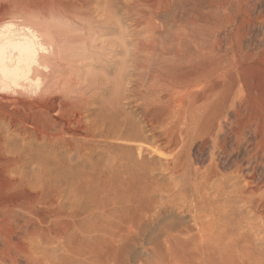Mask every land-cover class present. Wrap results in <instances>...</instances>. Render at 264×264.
<instances>
[{
  "label": "rangeland",
  "instance_id": "374dc122",
  "mask_svg": "<svg viewBox=\"0 0 264 264\" xmlns=\"http://www.w3.org/2000/svg\"><path fill=\"white\" fill-rule=\"evenodd\" d=\"M14 1L0 0V16L3 15L5 18H13L18 15L25 18L30 17L24 11L19 12V9L14 6ZM94 1L88 0L87 8L91 17L99 20L101 13L96 8ZM179 5L185 10L184 12L181 9L177 11L178 18L182 17L183 19H179L176 25L164 22L165 16L163 13L158 14L159 16L156 18L158 21L155 20L154 22L153 19V22L156 23L155 26H159V29L166 30L167 28L168 31L170 29V31H176V33L170 35H162L158 43L163 40V44L167 45L168 43L171 46L170 50L174 51L182 41H190L188 45L190 64H185L184 66L187 65L192 74L190 73V77L183 76L182 81H179L181 83L176 82L174 84V89H172L175 92L174 97L172 96V91H169L159 81L153 82L154 87L149 85L153 92L151 93L150 91V94L148 93L147 95L144 94V91L148 85L145 84L146 87L144 85L141 87V84L135 82L131 71L132 62L130 61L133 57L132 47L135 46L137 40L141 37L139 35L140 32H137L141 27L138 29L139 26H135L133 17L131 18L128 13L121 10L114 9L116 11L111 19L115 14L120 13V15H117L119 20H117L118 17L116 16V23L114 22L115 24L118 23V26H113L114 20H111L112 26L110 24H102V22L99 23L100 26H107L109 30L105 32L97 30L99 34L96 36L94 33L96 43L100 44L103 41L111 46L103 50L101 58L87 59L86 65L82 68L84 73L86 71L94 73L92 75L95 78V86L87 92L84 91L86 90L85 87L75 93V97L82 98L84 103L80 107L79 112L83 115L81 123L82 136L84 137L87 134L88 137H80L76 141H72L69 138L70 136L62 135L61 144L55 142L56 147H53L52 139L50 146L45 150L47 153L45 154V151L40 153L42 159L45 158L42 161L44 162V167L42 166V169H40V166L36 163L33 164L35 173L32 174L34 181L44 183L40 186L44 185L47 187V185L53 184L57 188H62L61 199L56 200L54 197H48L49 199H44L45 201L41 200L35 203V208H38L36 211H39V213L44 210L59 209V219L63 228V236L61 235L63 238L61 240L63 241L60 240L62 244L58 243L57 238L51 244L53 242V238H51L50 244L49 242L47 243V246H50L47 247L45 244L46 247L42 246L44 250H39L45 258H43L44 263L55 264L60 261V264H207V258L205 257L207 254L202 256L197 250H194L192 245L190 246V260L187 258L189 253L183 254L167 250L168 248H165L167 246L161 240L162 238L159 237V241L157 239L158 230L154 229L153 226L150 227V218L155 214V211L159 210L160 206H163L160 209L167 208V206H172L173 209V205L176 203L177 206L175 204L172 210L173 213L175 212V217L172 218L171 215H167L162 218L160 224H168L173 219L185 218L183 220L189 222L188 224L193 228L191 232L195 233V227H199L200 224L203 226L204 223L206 224L203 227L205 225L207 227L213 222L210 220V218L213 219V214H210L207 210L200 214L199 212L202 211L197 209L198 204L202 206V204L208 203V200L212 201L216 196L214 193L217 185L220 184L218 179V181L216 180L217 182L214 181L215 184L213 182L212 184H207L208 186L204 185L203 190L200 188L203 195L200 194L199 187L198 192L200 193H197L194 188L196 185L198 186V182L194 187H191L192 192L194 191L193 196H204L201 199L196 196L187 199L188 202L182 198L172 202L173 204L168 202V200H172L170 196L172 191L170 193L169 191L174 189V182L176 181L173 158L175 160V157L184 155L186 152L187 157L189 156L188 158H190L191 154L196 162L204 164L207 162L210 152L209 142L201 149L198 139L194 141L191 148L190 137L188 141L186 139L184 141L180 140L182 138L181 135H184L182 133L187 129L190 130V118H188L190 116L187 115L185 110L187 107L184 109L186 114L180 110L184 106L178 105L179 100H182L186 105L192 100L193 96L190 99V95L202 94L205 90L219 86L222 90L233 92L234 109L229 110L227 115L232 118V116L234 117L235 109L239 110L242 120L246 124L245 137L247 140L242 142L239 152L234 151V155L230 157L218 156L216 158L221 171L228 168L232 161L236 159L243 166L246 164V157L253 152L250 141L253 137L254 127H258L259 136L264 141V0H180ZM119 26L121 29H119ZM140 39L144 38L141 37ZM113 40H116V44L113 43ZM122 40L125 45L124 48L121 47L120 49V44L118 43ZM118 50L120 51L118 52ZM125 50H128L126 52H130V54H125ZM127 55H131V57H127ZM172 62L173 60H167L165 66L168 64L173 65L174 63L172 64ZM202 65L207 66L206 70ZM201 66L202 68H199ZM184 69L187 68L184 67ZM121 70L123 71L122 76ZM159 78L166 80L163 75ZM184 78L185 81L188 79L187 83ZM151 80L153 79L148 80L147 84L151 83ZM182 83L183 85L180 86ZM140 89H142L141 93ZM64 99H67L66 96ZM169 106H173V109ZM154 108L157 109V113L153 110ZM169 110L171 113L174 110V116ZM166 111H169L168 114H165L167 113ZM178 111L179 115L177 114ZM182 113L186 117L188 116L187 119ZM42 120V118L40 120L35 119L31 120L30 123H25V126H29L27 131H32L33 135L40 137L38 144H43L45 140L47 142V138H50L51 134L54 133L52 127L43 128ZM22 126L23 124L20 125L21 129H23ZM225 128L223 130L224 133L220 137L227 135L226 132L228 131ZM22 133L18 135L17 148H20L21 143L23 141L26 142L27 138H32L33 141H36L34 136L27 137ZM117 136H119L118 139L116 138ZM226 139L225 146H228H226V149L231 151L235 146V139L232 135H228ZM48 151L51 152L49 153ZM54 155L56 158H54ZM50 158L53 159L51 160ZM262 159L264 162V154ZM46 166L48 171L45 169ZM246 169L244 168V173ZM42 170L44 173H41ZM122 170L125 171L122 172ZM263 172V166H257L255 170L256 179ZM119 175L120 178L118 177ZM36 177L42 179L38 180ZM174 178L175 180H173ZM243 183L244 181H241V185ZM228 184L226 183V185ZM40 186L34 184V191L38 192L36 190H39ZM205 188H209V190L207 189L206 191ZM127 190L130 192L127 193ZM129 194L132 195L133 199L129 198ZM205 197H207V201H205ZM218 197V204H223L224 197L220 196L219 199ZM221 197L222 201H220ZM125 200L127 203L124 202ZM121 202L122 204H120ZM166 202L168 203L166 204ZM58 203L60 207H58ZM187 203H191L189 204L190 207ZM119 204L122 205V208H136V212L140 211L138 214L140 213L141 215H139L141 221L139 219L135 224L138 225L140 221L143 227L139 235L141 239L139 236L136 237L137 239H132V237L125 239L128 234L126 231L131 225H129L130 222H127L129 226L125 224L126 228L124 227V230L122 227L123 233L127 234L123 235L124 239L122 238L123 236L118 239L119 241L122 239V244L118 240H113L114 236H117L120 231L117 230L118 227L121 228L115 222L116 217H114L117 213L115 211L120 208ZM216 204L211 203L214 212H216ZM233 204L235 207L242 206L240 201ZM195 205L197 207H194ZM187 206L190 211L186 209ZM130 209L128 211H132V214H134L135 210ZM181 209L188 211L190 215L186 211L184 214ZM194 209H196V215L194 214ZM247 210L248 208L243 212V217L247 216H245L246 219L243 218L242 222L240 221L241 223L239 222L240 224L236 225L235 229L239 231L236 230L235 232L252 235L257 233L258 227L264 223V213L251 215L252 212ZM143 211L146 213L144 214ZM180 212L181 214H179ZM204 213H207L206 216H203ZM54 218L51 216L47 219L53 221ZM194 218L195 220H193ZM200 220L204 223L199 224L198 221L200 222ZM144 221L149 222L145 223ZM191 232L190 234H192ZM148 234L151 237H147ZM263 234L262 232L260 233V235ZM251 235L250 238L252 237V240L256 242L259 237ZM128 237L130 236L128 235ZM154 240L157 241L155 242ZM249 250H247V253H249ZM254 251L250 250V253H255L253 255L254 261L258 260L254 264H264V248L259 251L256 250L257 252ZM235 253L238 254L236 250L227 251L228 260L225 261L224 259L226 258L224 257V259H216L214 263L230 264L231 258L234 259L236 257ZM59 257H61L60 260ZM221 260H223V263Z\"/></svg>",
  "mask_w": 264,
  "mask_h": 264
},
{
  "label": "bare ground",
  "instance_id": "6f19581e",
  "mask_svg": "<svg viewBox=\"0 0 264 264\" xmlns=\"http://www.w3.org/2000/svg\"><path fill=\"white\" fill-rule=\"evenodd\" d=\"M87 2L88 0H15L14 6L19 9L18 11H24L30 17L25 18L18 15L13 18H5L3 15L0 16V264H46V262H43L45 258L39 250H44L43 247L45 244L47 246L48 242L50 244L51 238H53L51 244L54 243L55 238H57L59 244H62L60 240L62 238L61 235L63 236V228L59 219V209L52 211L44 210L39 213V211H36L38 208H35V203L41 200L45 201L44 199H49L48 197H54L56 200L61 199L62 188H57L53 184L47 185L50 190L44 185L40 186L44 183L34 181L32 174L35 173L33 171V164L36 163L42 169L41 167L44 165L42 161L45 158L43 157L44 159H42L40 153L50 146L49 144L52 142V139V145L56 147L55 142L60 143L62 135L70 136L69 138L72 141L83 137V130L81 129L83 115L79 112V109L84 103L82 98L75 97V93L85 87L86 90L84 91L87 92L96 83L92 75L94 73L91 71L84 73L82 68L86 65L87 59L93 60L101 58L103 50L111 46L109 43L103 41L100 44L96 43L94 33L97 36L102 30L103 32L109 30L107 26H100L99 23L102 22V24L111 25V20H114V23L116 20L115 17L120 15V13L115 14L114 19H111V17L116 11L114 9H118L119 11L128 13L131 18L133 17L135 26H139L138 29L141 27V31H136L140 32L139 35L144 39H140L141 37L139 39L137 38V43L132 47L133 57L130 62H132L131 71L135 82L141 84V87L143 85L145 86V84L148 85L145 88L144 94L147 95L148 93L150 94V91L151 93L153 92L151 89V87H154L153 82L159 81L169 91H172L175 86L174 84L182 81L183 76L190 77V68L187 65V67L184 66L185 64H190V51L188 48L190 41H182L176 50H170L171 46L168 43L167 45L165 43L163 44V40L158 43V40L162 35H170L176 33V31H170L171 29L169 27V31L167 28L166 30L160 28V30L159 26H155L156 23H154L159 13H163L165 16L164 22L169 24L176 25L179 19H183L180 16L178 18L177 15L179 9L183 10V12L185 10L179 5L180 0H95V6L101 13L99 20L91 17L87 8ZM30 13L32 14L30 15ZM117 17V20H119V16ZM118 22L121 24L120 21ZM115 23L113 26H118V23ZM119 29H121L120 26ZM97 30L99 31L98 33ZM143 31L145 32L142 33ZM115 42L116 40L113 43ZM118 44H120L119 47L121 49V47L124 48L125 42L122 40ZM126 51L128 50L124 51L125 54H130V52ZM121 52L123 51L121 50ZM129 56L131 57V55ZM129 56L127 55V57ZM106 57L108 58L107 55ZM168 57L170 60H173L172 64H174L165 66L167 60H169ZM202 66L206 70L207 66ZM202 66L199 68H202ZM184 67L187 69H184ZM122 74L123 71L121 70V76ZM161 75L165 76L166 80H162V78L158 79ZM150 79L153 80L147 84V81ZM187 80L185 81L184 78L186 83ZM219 87L205 90L202 94L190 95V99L193 96L192 100L186 105L182 100L178 102L179 106H184L180 110L184 113L186 110L187 115L190 116H187L190 118V130H185L182 133L184 135L180 134L182 136L180 140L184 141L186 139L188 141L190 137L191 148L194 141L198 139L201 149L209 142L210 152L207 158L208 160L204 164L196 162L191 154L190 158H188L189 156L187 157L186 152L184 155L174 156L176 159L174 160L173 158V167L176 177L173 176L176 178V181L174 182V189L169 191V193L172 191L170 195L172 200H168V202L172 203L182 198L188 202L187 199H190V197L197 196L199 198L200 196L198 197V195L193 196L194 191L192 192L191 187H194L198 182V186L196 185L194 188L197 193H200L198 192V187L203 190L204 185L212 184L218 179L220 184H216V192L214 193L216 196L212 201L208 200V203L204 202L205 204H202V206L198 204L197 209L202 211L199 212L200 214L206 210L210 214H213V219L210 218L213 222L210 223L208 221L210 224L207 227L206 225L203 227L206 223L201 222V220L200 222L198 221L199 224H204L203 226L200 224L199 227H195V233L191 232L193 228L188 224L189 222L183 220L185 218L173 219L168 224H160L162 218L167 215H171L172 218L175 217V212L173 213L172 211L177 206L175 203L176 205H173V209L172 206L160 209V207H163L160 206L158 208L159 210L155 211V214L150 218V227L153 226L154 229L156 228L158 230L157 239L159 241V237L162 238L161 240L167 246L165 247L168 248L167 250L183 254L189 253L187 256L188 260H190V246L192 245L194 250H197L202 256L207 254L205 256L207 258V264H215L216 259H224V257L226 258L224 259L225 261L228 260L227 251L230 250H236L238 252V254L235 253L236 257L232 254L235 258H231L232 261L230 260V264H254L255 259L253 255L255 253H250V250L259 251L264 248V234L260 235L261 232L264 233V223L258 227L257 233L252 234L254 237H259L256 242L252 240V237L250 238L251 234L235 232L237 230L235 228L237 224L242 222L243 218L246 219V215L243 217V212L247 208L248 212H252L251 215L264 213V172L258 179H256L255 175L257 166L262 165L264 168L262 159L264 154V141L259 136L258 127H254L253 137L250 141L253 152L246 157V164L243 166L236 159L232 161L228 168H224V171H221V168L219 169L216 158L218 156L230 157L234 155V151L237 152L242 142L247 140L245 137L246 124L242 120L239 110L235 109V114L232 118H229L227 115L229 110L234 109L233 92L222 90ZM139 91L141 93L142 89ZM140 93L139 95L143 97ZM65 96L67 99H64ZM172 96H175L174 91H172ZM169 107L172 108L173 106ZM186 107L187 109H185ZM153 110L157 113L156 108ZM169 111L164 113L168 114ZM173 111L172 113L170 111L172 116H174ZM177 114H180L179 111ZM187 117L185 116L186 119ZM41 118L43 119L41 122L43 128L52 127L54 133L51 134L50 138H47V142L45 140L43 144H38L40 137L38 138L33 135L32 131H27L29 126H25V123H30L31 120L35 119L40 120ZM22 124L23 129L20 128ZM224 127L228 131L226 132L227 135L220 137L224 133ZM21 132L27 137L34 136L36 141H33L32 138H27L28 140L26 142L23 141L21 147L17 148L18 135ZM228 135H232L235 139V146L231 151H227V145L225 146ZM85 136L86 138L88 137L87 134ZM116 138L118 139L119 136ZM46 153L47 151H45ZM54 158H56L55 155ZM244 168H247L245 173L243 172ZM45 169L47 170V166ZM124 171L122 170V172ZM41 173H44L43 170ZM36 176L38 175L36 174ZM124 176L123 178H125ZM118 177L120 178V175ZM118 177L116 178L119 179ZM36 178L38 180L42 179L39 177ZM120 181L122 182V180ZM241 181H244L242 185ZM124 182L123 184H125ZM226 183L229 184L226 185ZM34 184L40 186L39 190H36L38 192L34 191ZM112 186L114 185L112 184ZM53 187L56 188L52 189ZM207 189L209 190V188ZM202 190L200 189V194H202ZM225 190L227 191L225 192ZM128 192L130 191L127 190ZM129 195L130 198L132 195ZM218 196L224 197L223 204H218ZM206 198L205 201H207ZM220 201H222V197ZM237 201H240L242 206L235 207L233 203ZM124 202L127 203L126 200ZM212 202L217 203L215 205L216 212H214L211 206ZM128 203L131 205L130 202ZM187 204L189 205L191 203ZM121 206L115 211L117 213L114 216L116 217L115 222L121 227L117 229L120 230L119 233L116 231L118 235H113V240L115 239V241L127 233L125 239L131 237L134 239L140 235L143 229L140 224L141 219L139 218L141 215L140 213L138 214L140 211L136 212V208H133L135 213L132 214V211H128L130 208L126 209ZM58 207H60L59 203ZM189 207L187 206L186 209L188 210ZM194 207L197 206L195 205ZM185 211L182 210L181 212L185 214ZM188 211L186 212L190 215ZM195 212L196 209H194V214ZM206 214L204 213L203 216H206ZM51 216L55 217L53 221L47 219ZM139 219V224H135ZM127 222H130L129 225H131L129 226ZM125 224L129 227L126 231L127 233L124 234L122 227L124 230ZM236 235L237 237H235ZM122 238L124 239V236ZM121 240L118 241L121 243ZM248 249H250L248 251L249 253H247ZM61 257H59V260ZM221 261L223 263V260ZM60 263L59 261L55 264Z\"/></svg>",
  "mask_w": 264,
  "mask_h": 264
}]
</instances>
